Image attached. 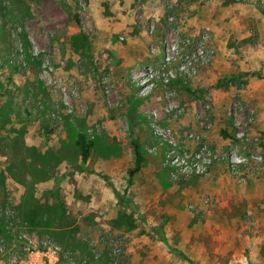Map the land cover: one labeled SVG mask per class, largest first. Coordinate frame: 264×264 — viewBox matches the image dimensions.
Listing matches in <instances>:
<instances>
[{
	"label": "rangeland",
	"instance_id": "obj_1",
	"mask_svg": "<svg viewBox=\"0 0 264 264\" xmlns=\"http://www.w3.org/2000/svg\"><path fill=\"white\" fill-rule=\"evenodd\" d=\"M248 1L0 0V245L26 233L57 246L58 264H192L163 234L196 264H242L233 256L252 243L234 241L227 219L240 215L242 233L264 226L203 179L221 163L229 173L231 152L264 160L249 134L257 109L240 94L245 73L264 77V58L256 70L247 58L264 53V0ZM225 123L232 140L216 150L204 133ZM153 124L179 151L207 145V173L166 164L171 144ZM79 132L93 141L85 163ZM133 141L144 165L128 187Z\"/></svg>",
	"mask_w": 264,
	"mask_h": 264
},
{
	"label": "crops",
	"instance_id": "obj_2",
	"mask_svg": "<svg viewBox=\"0 0 264 264\" xmlns=\"http://www.w3.org/2000/svg\"><path fill=\"white\" fill-rule=\"evenodd\" d=\"M220 51L225 53L224 45H219ZM252 57V70L260 68V60L255 61L256 58H264V53L258 55L257 52H249L247 55L248 60ZM254 62V63H253ZM228 62L224 61L225 67ZM246 62H242L240 65V70L245 71ZM254 65L255 67H252ZM245 80V88L241 91V95L244 96L245 100L253 105L258 112L257 122L249 127V134L251 137H260L261 141L258 146L264 151V80L258 78L255 75L243 76ZM230 94V93H229ZM223 127L215 133L216 130L213 129L210 133H204L207 140L215 147L216 150H222L227 144L232 140L233 127L230 123H225ZM224 134L226 136H224ZM229 141V142H228ZM210 183L208 190L211 194H216L217 199H224L228 206L238 207L240 204L243 205V210L246 211L248 219H250V224L255 226H264V174H258L251 176L247 179L245 183H237L234 178L228 173L227 167L224 163L214 165L210 173L205 179ZM228 223L234 226L231 238L234 241H240L243 245L250 246L252 243V250L249 255H244L243 253H236L233 256L234 262H239L242 264L250 263L257 264L259 262L257 251L258 243L264 241V232L256 230L257 233H242L240 230L236 229V225L242 223L243 219H240V215H233L230 219L228 218ZM260 231V232H259ZM264 264V262H261Z\"/></svg>",
	"mask_w": 264,
	"mask_h": 264
},
{
	"label": "built area",
	"instance_id": "obj_3",
	"mask_svg": "<svg viewBox=\"0 0 264 264\" xmlns=\"http://www.w3.org/2000/svg\"><path fill=\"white\" fill-rule=\"evenodd\" d=\"M150 77V75L148 76ZM145 89V87H143ZM142 89V90H144ZM153 132L158 135L163 142H169L171 146L165 151V163L174 168L178 173L189 175H204L214 157L207 145L200 146L197 150L179 151L176 144L170 139L167 129H161L156 124L152 125ZM243 137V132L236 135ZM228 170L238 182H244L247 174H254L264 169V160L261 155L252 157H242L235 152L229 154ZM18 239L22 244H14L12 247L0 245V264H58L60 260L59 248L49 245L45 249H38L35 240L26 233H20Z\"/></svg>",
	"mask_w": 264,
	"mask_h": 264
},
{
	"label": "trees",
	"instance_id": "obj_4",
	"mask_svg": "<svg viewBox=\"0 0 264 264\" xmlns=\"http://www.w3.org/2000/svg\"><path fill=\"white\" fill-rule=\"evenodd\" d=\"M227 1L240 2V3L249 2L248 0H227ZM73 19L75 20L77 25H80V19L77 14H73ZM77 38L79 39V41L82 42V44L85 45V49L88 50L86 36L82 32H80V35L77 36ZM75 40L77 41L76 38ZM245 74L246 75L252 74V75H256L259 78H264L260 74H257V73H245ZM224 136L226 135L224 134ZM76 145L78 146L79 151H80L81 161L82 163H85L90 156L93 141L88 139L82 132H79L76 138ZM132 145H133L134 161H133L132 166H130L127 169V186L128 187L133 183L135 176L142 170V167L144 165V156H143L140 145L135 141L132 142ZM116 195L119 198L121 197V195H119L117 191H116ZM161 240L168 245L169 249L173 253L178 254L180 257H182L185 260H188L192 264H196L193 260L189 259L183 252L178 251L174 249V247L170 246L167 243V239L163 234L161 236Z\"/></svg>",
	"mask_w": 264,
	"mask_h": 264
}]
</instances>
